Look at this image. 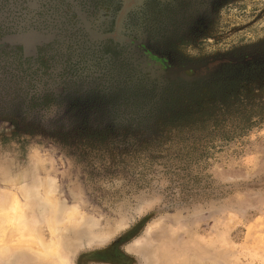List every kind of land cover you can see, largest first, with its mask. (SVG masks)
<instances>
[{"label": "rangeland", "instance_id": "rangeland-1", "mask_svg": "<svg viewBox=\"0 0 264 264\" xmlns=\"http://www.w3.org/2000/svg\"><path fill=\"white\" fill-rule=\"evenodd\" d=\"M260 56L264 0H0V264H264V115L154 119Z\"/></svg>", "mask_w": 264, "mask_h": 264}, {"label": "trees", "instance_id": "trees-1", "mask_svg": "<svg viewBox=\"0 0 264 264\" xmlns=\"http://www.w3.org/2000/svg\"><path fill=\"white\" fill-rule=\"evenodd\" d=\"M174 94L163 106L154 108L155 122L163 128L209 123L221 127L227 121L249 126L264 115V56L244 65L223 67L214 79L196 82L187 91L179 89Z\"/></svg>", "mask_w": 264, "mask_h": 264}, {"label": "bare ground", "instance_id": "bare-ground-1", "mask_svg": "<svg viewBox=\"0 0 264 264\" xmlns=\"http://www.w3.org/2000/svg\"><path fill=\"white\" fill-rule=\"evenodd\" d=\"M18 202V198L16 197L15 198V206H11L12 208H13V211L11 212V215H12V213L14 212L15 213V215H16V217L14 218V220H11L10 221V219L8 218V215H7V211L5 210L4 212H3V214L5 215V216H7L6 218H7V220L9 221L8 222V224H6L5 226H3L2 228H1V231H0V243L4 240V237H5V235H6V231L9 229V227L11 226V223L10 222H12V221H15L16 222V225H15V228L16 229H18V232H19V229H21L24 233H25V231H26V229L25 228H23V224H19V223H17V222H19V221H21L20 219L21 218H19V213H20V211H23L24 210V206L23 205H20V203L18 204L17 203ZM17 203V204H16ZM11 211V210H10ZM10 213V212H9ZM21 214V213H20ZM22 215V214H21ZM9 224H10V226H9ZM22 232V233H23ZM20 233V232H19ZM28 234H26V236H27ZM24 236V235H23ZM22 236V237H23ZM25 237V236H24ZM23 237V238H24Z\"/></svg>", "mask_w": 264, "mask_h": 264}, {"label": "water", "instance_id": "water-1", "mask_svg": "<svg viewBox=\"0 0 264 264\" xmlns=\"http://www.w3.org/2000/svg\"><path fill=\"white\" fill-rule=\"evenodd\" d=\"M203 66H205V64L198 65V66L183 67V68H180V70L182 71V70H188V69H199Z\"/></svg>", "mask_w": 264, "mask_h": 264}, {"label": "flooded vegetation", "instance_id": "flooded-vegetation-1", "mask_svg": "<svg viewBox=\"0 0 264 264\" xmlns=\"http://www.w3.org/2000/svg\"><path fill=\"white\" fill-rule=\"evenodd\" d=\"M31 4H32V1L29 2V5H31ZM40 56H41V58H42V55H39V57H40Z\"/></svg>", "mask_w": 264, "mask_h": 264}]
</instances>
